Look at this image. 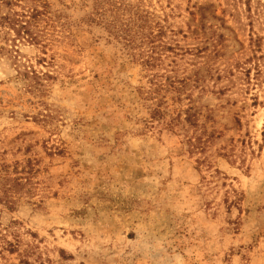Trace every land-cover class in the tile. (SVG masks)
<instances>
[{
  "label": "rangeland",
  "instance_id": "obj_1",
  "mask_svg": "<svg viewBox=\"0 0 264 264\" xmlns=\"http://www.w3.org/2000/svg\"><path fill=\"white\" fill-rule=\"evenodd\" d=\"M50 2L70 30L0 54V264H264V56L250 84L233 70L193 90L212 134L199 152L144 128L145 72L82 21L92 0ZM147 2L182 68L216 41V68L251 38L264 54V0ZM23 66L52 76L45 91Z\"/></svg>",
  "mask_w": 264,
  "mask_h": 264
},
{
  "label": "trees",
  "instance_id": "obj_2",
  "mask_svg": "<svg viewBox=\"0 0 264 264\" xmlns=\"http://www.w3.org/2000/svg\"><path fill=\"white\" fill-rule=\"evenodd\" d=\"M92 3L82 21L102 26L107 32V40L120 44L130 62L140 65L145 72V85L135 88L140 107L146 112L144 128L147 131L157 129L171 136L181 134L192 150L202 152L212 134L206 120H202L207 117L193 99V90L200 88L203 91L208 79L219 80L221 75L231 74L233 70H239L245 80L249 79L252 67L248 65L253 59L258 61L264 56H258L260 39L251 38L250 56L232 58L225 69L216 68L214 64L221 53L218 41L211 53L203 57L204 61L198 59L202 55L197 53L200 48L190 50L194 59L189 65L193 69L187 70L174 58L179 55L178 45L174 47L164 39L167 27L161 18L149 11L147 0H92ZM69 27L64 12L55 10L50 0H0V39L6 41L5 46H0V54L8 52L18 56V42L44 49L47 42L43 39L48 37V31L59 28L64 35ZM23 67L25 70L20 76L29 81L28 86L31 83L45 91L47 85L41 77L48 80L52 76L47 73L40 76L31 66ZM254 71L257 79L264 76V66L255 64ZM246 81L250 84V79ZM189 133L192 134L190 137Z\"/></svg>",
  "mask_w": 264,
  "mask_h": 264
}]
</instances>
